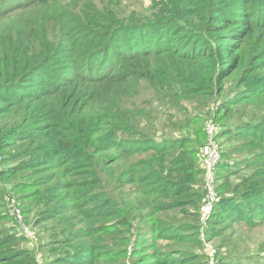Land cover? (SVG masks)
<instances>
[{
    "label": "trees",
    "instance_id": "obj_1",
    "mask_svg": "<svg viewBox=\"0 0 264 264\" xmlns=\"http://www.w3.org/2000/svg\"><path fill=\"white\" fill-rule=\"evenodd\" d=\"M126 11L120 0H0V156L14 159L0 168V179L45 166L61 169L60 178L72 177L12 186L34 206L53 204L39 210L38 222L52 218L55 208L81 217L83 227L51 248L55 264H79L67 257L105 228L95 225L130 222L115 197L92 193V185L103 182L102 172H118L120 183H136L147 199L170 193L172 183L184 193L189 186L177 177L203 172L192 164L206 143L198 124L186 122L195 149L187 139L151 138L157 129L149 110L133 100L142 81L165 103L179 104L219 96L221 81L234 74L240 84L251 78L256 91L241 86L231 97L214 99L226 112L245 101L247 110L238 116L244 120L222 124V136L236 141L228 153L246 152L245 165L253 167L231 188L217 182V190L226 188L233 197L214 209L253 223L264 219V0H150L144 10ZM139 154L146 157L128 162ZM34 187L41 190L27 192ZM157 204L158 210L171 207ZM7 219L0 211V264H40L19 248L23 238L11 232ZM163 236L181 238L171 231ZM155 253L160 264L188 261Z\"/></svg>",
    "mask_w": 264,
    "mask_h": 264
},
{
    "label": "rangeland",
    "instance_id": "obj_2",
    "mask_svg": "<svg viewBox=\"0 0 264 264\" xmlns=\"http://www.w3.org/2000/svg\"><path fill=\"white\" fill-rule=\"evenodd\" d=\"M149 4L150 0H120L121 8L123 10L125 8L126 12L131 9L144 10L149 7ZM258 72L255 70L250 75H253V78L257 77ZM250 79L248 77L247 82L240 84L234 74L221 81L223 91L219 96L190 101L183 100L179 104L165 103L154 94V90L144 81L138 84L134 88L137 95L133 100L138 105L148 108V120H151L152 125L157 129L155 135L152 133L153 136H151V138L155 136L154 142H159L163 137L170 140L187 139L192 142V146L189 144L186 146L195 149L196 145H194L193 139L196 136L189 130L191 125L187 126L186 122L198 124L201 133L209 121H214L218 125L217 140L220 144L221 159L214 172L216 200L212 204L210 217L202 220V208L206 202L203 172L202 174L195 173L192 177L188 176V179L177 177L178 180H181V184L189 186L184 193L178 190L179 184L172 183L173 189L170 193L163 197H149V199L143 195V191L136 183H120L121 178L118 172H115L114 175L112 172H102L103 182L102 184L94 183L91 187L92 193L115 197L124 209L122 218L129 219L130 222L116 226H111L113 222L95 225L94 228H105L103 231L95 232L91 238L85 239L84 243L80 245L78 255L71 257L72 253H69L70 257L67 258L79 259V264H83L80 261L81 255L85 264H160V260L163 261V259L154 258L157 255L155 252H166L173 254L171 258L174 259L179 258L180 254L186 256L188 261L183 264H264V219L253 223V220L233 218L234 215L230 217L229 209L227 211L217 209L218 212L214 209L222 199L232 195V192L226 188L217 190V182L219 184L227 181L231 188L241 176L249 174L253 168H247L245 165L248 163V159L245 158L246 152L228 153L227 147L236 141L232 138L229 141L224 140V135L222 136L224 126L244 120L238 116L247 110L244 108L243 102L245 101H238V104L232 107L234 112L232 110L226 112L219 110V103L218 101L214 102V99L231 97L241 86H245L249 91L252 88V85L249 84ZM254 82L259 83L256 79ZM252 91H256V89L252 88ZM255 104L258 103L255 102ZM251 117L253 116L246 114L243 118L250 119ZM0 121L2 122V119ZM144 125H146L145 122ZM234 137L236 136L234 135ZM202 148L203 146L199 148V152ZM224 151L226 153L222 157ZM144 157H146L144 154H139L130 158L128 162L135 163ZM12 162H14L13 158L7 157L4 160L0 156V168ZM192 164L195 166L194 168H202L201 155L198 154V161L194 160ZM218 164L220 168L217 169ZM177 167L175 165L173 168L175 172ZM61 171L58 168L45 166L0 179V211L8 216L5 222L11 228V232L23 238L19 243L21 246L19 248L28 250L29 254L34 256L40 264H55L57 260H54L55 254H52L54 251L51 248H59L65 239L72 238L77 230L83 227V223H78L81 217L77 212L69 214L62 212L61 208H55L52 218L38 222L41 220L39 210L52 208L53 204L43 203L34 206L26 198L29 195H17L12 190V186L19 181L46 180L54 184L72 178L68 175L60 178ZM175 175L176 173L173 171V176ZM34 188L27 192L41 190V187ZM50 194L53 192L51 191ZM164 201L169 202L171 207L165 210L156 209L157 202ZM143 203L149 205L143 208ZM230 206H233V210L237 208V205L230 204ZM16 210L19 211L20 218L17 217ZM166 231L180 234L181 238H165L163 235ZM86 255L91 258H85Z\"/></svg>",
    "mask_w": 264,
    "mask_h": 264
},
{
    "label": "built area",
    "instance_id": "obj_3",
    "mask_svg": "<svg viewBox=\"0 0 264 264\" xmlns=\"http://www.w3.org/2000/svg\"><path fill=\"white\" fill-rule=\"evenodd\" d=\"M218 125L214 121H209L204 128L206 143L200 151L203 174L205 176L204 186L206 188V202L202 208V220L210 217L213 202L216 200V184L214 172L217 163L221 159L220 144L218 142ZM17 217L20 213L16 210Z\"/></svg>",
    "mask_w": 264,
    "mask_h": 264
}]
</instances>
